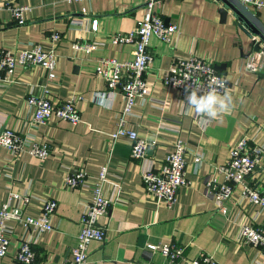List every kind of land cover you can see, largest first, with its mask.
Instances as JSON below:
<instances>
[{"label": "crops", "instance_id": "crops-1", "mask_svg": "<svg viewBox=\"0 0 264 264\" xmlns=\"http://www.w3.org/2000/svg\"><path fill=\"white\" fill-rule=\"evenodd\" d=\"M144 2L0 0V48L18 51L37 43L57 55V77L52 81L44 67L16 65L12 81L0 82V129L11 128L47 141L51 149L50 157L41 161L0 146V206L10 193L27 194L30 200L26 205L18 199H11L9 205L20 208L24 215L37 216L45 200L57 202L50 231H30L8 221V254L0 257V264H19L13 254L24 238L32 239L45 263H67L81 228L84 203L90 199L91 186L103 166L108 179L103 191L111 203L98 220L105 238L89 243L87 264H170L162 254L147 248V244L165 242L185 248L183 258L172 264H188L199 252L211 254L219 264H259L263 260L259 249L245 242L240 231L243 225H263L264 209L241 197L237 187L222 213L205 189L210 177L224 181L215 168L227 161L231 147L241 137L248 136L264 147V66L255 73L244 69L247 57L254 52L251 38L230 12L221 21L217 0H160L156 9L165 23L178 25V32L169 42L150 38L153 60L145 71L150 92L136 99L124 123L157 143L138 161L130 155L127 138L110 137L124 101L120 93L102 94L105 84L94 75L95 65L101 57L132 58L134 43L114 45L109 37L132 31L143 15ZM233 3L264 32V10ZM6 4L27 7L22 24H16ZM93 19L97 28L91 32ZM54 32L60 35L56 42L50 39ZM86 39L97 43L94 49L85 52L72 47L73 42ZM191 54L207 59L224 76L233 101L229 113L215 118L194 115L175 89L163 86L162 77L173 59ZM44 94L51 100L80 95L81 122L72 125L51 118L31 126L33 110L26 97ZM160 122L176 124L179 131L162 128ZM178 137L188 147V183L178 189L175 203L167 206L145 191L141 172L148 167L158 169ZM195 155L201 157L199 163L194 162ZM76 169L85 171L84 184L76 188L63 185L64 175ZM254 180L264 192V157Z\"/></svg>", "mask_w": 264, "mask_h": 264}, {"label": "built area", "instance_id": "built-area-1", "mask_svg": "<svg viewBox=\"0 0 264 264\" xmlns=\"http://www.w3.org/2000/svg\"><path fill=\"white\" fill-rule=\"evenodd\" d=\"M233 1L264 10V0ZM159 2L160 0H145L143 15L136 20L135 28L129 32L114 33L109 37L110 42L114 45L134 43L132 58L118 60L115 57H101L97 60L94 69V75L105 84V90L102 94L110 97L114 93H120L124 101L123 109L117 114L116 128L110 137L112 140L120 137L127 138L130 141V155L138 161L144 160L148 150L157 142L155 139L140 136L134 129L126 128L124 125L125 116L130 114L137 98H145L150 92L145 78V71L153 60V53L149 45L150 38L155 36L161 41L169 42L172 36L178 32V25L165 23L163 16L156 9ZM6 8L11 12L16 24L24 22L22 14L27 7L6 4ZM96 28L97 20L93 19L90 31L94 32ZM59 38L60 35L57 32L50 34V39L54 42L58 41ZM96 44L93 39H86L81 42H73L72 47L89 52L94 49ZM56 57L53 49L45 48L37 43L18 51L0 48V82L12 81L16 65L44 67L48 71V80L52 81L57 77L55 72ZM263 66L264 46L247 57L244 69L249 73H255ZM213 77L216 79L214 80ZM162 83L166 88L175 89L179 99L186 105V96L195 87L206 88L211 85L216 87L221 94L227 92L226 80L215 66L207 59L192 54L174 58L162 77ZM221 84L223 87L219 86ZM81 100L80 95H72L64 100H51L45 94L28 95L26 103L33 110L30 125L38 126L51 118L76 125L81 122V113L77 106ZM96 100L99 102L100 97L98 96ZM160 125L162 128H168L175 132L179 131L176 124L160 122ZM0 146L13 154L28 153L41 161L46 160L51 155L49 142L33 139L27 134L7 127L0 129ZM187 151V143L178 137L173 141L171 151L166 155L158 169L154 170L148 167L141 172L145 191L163 201L167 206L175 203L178 189L188 183L185 161ZM263 157L264 147L244 135L231 147L227 161L216 166V172L223 174L224 181L218 182L210 177L205 181V189L220 212H226V203L237 187L240 189L241 197L264 209V192L256 187L254 180ZM200 161L201 157L195 155L194 162L199 163ZM106 172V167H101L96 182L91 186V197L84 203L80 217L81 228L77 235V242L71 248V258L65 264H87L89 243L94 240L102 241L105 238V231L98 224V220L108 211L111 203L103 191V184L108 182ZM85 179V171L76 169L74 172H67L64 175L63 185L76 188L82 186ZM11 199H18L26 205L30 197L27 194L10 193L8 201L0 206V257L8 254L10 239L7 223L9 220L21 224L30 231H50L53 229L51 218L57 208V202L54 199H47L43 202L39 215L28 216L24 215L20 208L11 207L9 205ZM240 234L245 242L259 249L263 256V260L259 264H264V224L243 225ZM33 244L32 239L29 238L20 241L13 254L14 259L19 264H47L37 254ZM147 248L162 254L170 264L183 258L185 250L184 246L175 242L151 243L147 244ZM187 262L188 264H219L211 254L205 252H199L197 256Z\"/></svg>", "mask_w": 264, "mask_h": 264}, {"label": "clouds", "instance_id": "clouds-1", "mask_svg": "<svg viewBox=\"0 0 264 264\" xmlns=\"http://www.w3.org/2000/svg\"><path fill=\"white\" fill-rule=\"evenodd\" d=\"M215 80L216 78L213 77ZM223 87V84L219 85ZM200 93V94H198ZM103 97H101V100ZM187 108L191 109L194 115L207 118H215L220 114L231 111L232 97L229 93L221 94L216 87L208 85L206 88L195 87L186 96Z\"/></svg>", "mask_w": 264, "mask_h": 264}, {"label": "water", "instance_id": "water-1", "mask_svg": "<svg viewBox=\"0 0 264 264\" xmlns=\"http://www.w3.org/2000/svg\"><path fill=\"white\" fill-rule=\"evenodd\" d=\"M217 1L221 4L220 8L218 9L221 21L224 22L230 12L237 21V26L240 27L248 35V37L251 38L253 51L260 50V48L264 46V32L262 29L251 23L232 0ZM260 43H262V46Z\"/></svg>", "mask_w": 264, "mask_h": 264}]
</instances>
